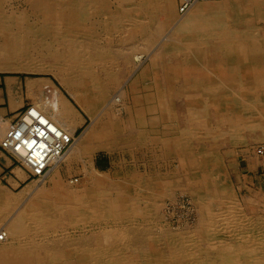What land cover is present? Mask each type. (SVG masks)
<instances>
[{
    "label": "bare ground",
    "instance_id": "bare-ground-1",
    "mask_svg": "<svg viewBox=\"0 0 264 264\" xmlns=\"http://www.w3.org/2000/svg\"><path fill=\"white\" fill-rule=\"evenodd\" d=\"M26 1L38 17L39 27L30 26L32 33L39 39L43 36L40 55L30 51V46L6 47L0 51V70L11 65L37 67L55 73L74 92L72 85L85 77V93L78 95L81 99L95 96L92 102L85 101L94 120L78 137L42 104L29 105L73 141L38 177L30 174L18 154L5 151L27 171L20 168L18 175H28L32 181L17 193L0 185V264H264V214L247 212L251 201L243 203L235 194L225 164L226 157L233 162L232 153H221L218 148L219 141L242 144L246 154L264 156V142L249 144L264 139V0H181L180 16L169 8L173 0H115V6L114 0ZM165 11L169 17L159 21ZM100 12L107 14L102 21ZM5 13L0 0V23L21 27L27 20ZM167 23H173L172 35L163 36L155 45ZM98 28L106 38H119L113 53L101 48L100 35L94 31ZM150 45L152 49H142ZM131 54L138 62L149 59L143 71L155 75L157 95L149 100L153 105L148 108L157 114L148 118L149 124L146 121L150 127L146 133L137 127L145 123V116L130 118L125 125L110 113L98 116L111 104L121 103L125 95L119 90L105 103L104 89L93 81L96 72L92 68L99 62L97 75L112 74L113 69L107 71L101 62L113 61L122 75L137 67L129 62ZM51 87L55 92L46 98L48 106L60 110L62 93ZM13 119H0V141ZM160 126L162 133H156ZM125 131L135 143L159 144L162 159L179 161L175 170L170 174L135 172L117 187L118 198L112 196L110 187L97 182L85 184L80 192L64 183L63 162H82L87 175L94 150L109 149L116 133L123 140ZM170 189L188 196L190 207L185 212L192 219L177 217V197L163 199ZM262 197L256 201L264 208ZM157 206L159 220L165 221L160 227L156 220L148 225ZM169 214L178 221L167 222ZM140 216L141 228L152 235L137 230L140 226L126 230L120 223ZM109 220L115 224L109 225ZM62 221L65 237L58 240L52 232L59 231ZM104 221L105 226L86 231L92 223ZM76 229L83 233L75 235ZM49 233L54 239H44Z\"/></svg>",
    "mask_w": 264,
    "mask_h": 264
},
{
    "label": "rangeland",
    "instance_id": "rangeland-1",
    "mask_svg": "<svg viewBox=\"0 0 264 264\" xmlns=\"http://www.w3.org/2000/svg\"><path fill=\"white\" fill-rule=\"evenodd\" d=\"M112 3H113L112 6H115L116 4L115 0ZM197 3H204V0H199V2ZM180 4H181V0H173V2H171L169 5V8L170 6H172L171 12H174V14H177L178 16L181 15L179 11ZM3 5L6 11L5 14L23 15L24 18H26L27 20H24V23L21 27L18 25H11V24L7 25L4 23H0V51H4L6 47H8V49L10 48L20 49L23 47L30 46L31 49L30 51H33L36 54V56L40 55L39 53L42 48L43 36L41 39H39L37 38L38 36L35 37L32 33L34 31V28H31L32 25L36 24L39 27V23L35 22L38 21V17L34 14V11L30 7L28 2L26 0H3ZM100 13H99L100 15H98V18L100 19V21H102L101 19L107 17V14H105L104 12H100ZM167 17H169V13L165 11L159 17L160 18L159 21L167 19ZM172 25L173 23L172 24L167 23L166 28H161L163 30H160L161 32L160 35H157L155 33L153 34V36L156 35L158 36L155 41V45L159 44L163 36H168L169 34L170 36L172 35V29H171ZM98 29L97 31L96 30L94 31L100 35L98 42H101V48L104 47L113 53L117 47V44H119V38L115 35H111L110 37L106 38L103 35L104 34L103 30L101 28ZM36 31H40V30L37 28ZM41 32L43 31L41 30ZM140 42L144 43L145 41L141 40ZM152 48L153 47L150 45V47L143 46L142 49L150 50ZM106 57L108 61L109 56ZM130 61L134 66L136 65L137 67L136 68L134 67L135 70L133 69L131 71H126L122 75L117 74L116 72L117 70L115 68L116 65L114 64L113 61L112 63L101 62L102 65L106 66L107 71L113 69L112 74H109L107 72L97 75L99 70H101V66L99 65V62L98 64L94 65V67L92 68V70L96 72V74H94L96 77L93 78V81L95 83L98 82V85L102 86V88L104 89V97H106V99L104 100L105 103L106 102L109 103L110 98L116 95V93L119 90H122L125 95L123 96L124 98L122 97L121 103L111 104L105 112L102 111L101 113L99 112L98 116L104 117L107 113H110L113 118L119 120V123L123 125H125V123L128 124L130 118L145 116L144 119L145 123H141L140 125L138 123H135V125L136 126L139 125L137 127L141 131H144L146 133V131L148 132L150 129L148 125H145L146 121L148 123V118H151L152 115L157 114L156 112L152 113L148 108L149 104L150 106L151 104L153 105V103H150L149 100H154L155 99L154 96L156 97L157 95V93L155 94V92L157 91L156 83H155V75L153 74L152 71H146V72L143 71L149 65L150 62L149 59H146L143 62H138L134 59V54H133L132 60L130 59L129 62ZM24 67L25 69H16V65H11L8 66V68L0 70V74L6 76L19 75L25 77H43V76L48 77L50 80H52L51 84L52 85L54 84V87H56L60 92L65 93L66 96L72 101V103L88 118L86 127H84L77 134L78 137L82 135L84 131L87 129V127L94 120V118L90 115L88 106L86 105L85 101L92 102L93 99H95V96L87 95L85 96L84 99H81L80 96L78 95V92L85 93L86 82H87L86 78L84 77V79H79L80 82L78 83L75 81L76 84L72 85L74 86L72 87L75 90L74 92L71 91L69 89V86L65 82H62L55 73L50 71H43L37 67L29 68L28 66L25 65ZM114 77L117 78V80H114ZM130 127L133 129V126ZM162 130L163 127L160 126L158 132L156 133H162ZM126 131L124 133L127 135L126 136L124 135L123 140H121L122 136L119 137V134L116 133L117 137L115 140H113L114 142L112 146L109 147V149L100 148L94 150V153L91 156L90 172L87 175L84 172H82L81 169L83 166L82 162L80 161H76V163L72 162L71 165L67 164V162H63L64 164H62L60 169L62 175L61 178L63 179L64 183L66 181V184L76 189L75 191L80 192V190L82 191L81 188H83L85 184H90L91 182H97L98 185L100 186L105 185L106 187H110L112 189L110 190L112 196L118 198L120 192L118 193L117 187L122 182L126 181L128 177L131 174H134L135 172H140V173L159 172L161 174L168 172V174H170L175 170L176 165L179 164V161L173 157L169 159H162L160 155L159 144L150 145L151 144L150 142L148 143L143 141L141 143H135L133 141V137L132 136L130 137L129 136L130 134L128 135L129 132ZM259 142H264V139L252 141L249 144L254 145ZM222 143L223 141L218 142L219 151L221 153L222 152L232 153L231 154L232 156L230 157L233 158V162L231 161L229 163L230 158L226 157L225 164L229 167L228 170H229L230 178L233 182L235 194L240 198L241 201L243 200V203L246 200L251 201L252 206L249 205L247 210L249 214L253 216L264 214L263 213L264 208L261 207L262 205L258 206L256 201L257 196L261 197L262 194L264 195V156H257V155L255 156L253 153L246 154L247 152V151L245 152L246 146L242 144L233 146L229 143L226 144H222ZM245 155L248 156L246 159H245L246 157ZM96 161L99 162V166L97 165ZM71 178H78V182L76 183L70 182ZM31 181L32 180H28L21 186L11 190L17 193ZM180 193L181 190L170 189L168 190V193L163 199L165 198L167 199L168 197H172V196H174L175 198L177 197L176 198V201L178 202L177 217H180L183 220L192 219L191 215L185 212V208L190 207L188 196L183 197L182 195H180ZM262 199L264 200L263 197ZM159 209H160L159 206H157L156 209L153 211L151 217L149 218L148 225H152L154 220H156L155 221L156 226L159 227L163 226V222L165 221L159 220L160 218L158 216ZM177 217L172 218L169 214L167 222L168 221L177 222L178 221ZM109 221H110L108 223L109 225L115 224L114 223L115 221L113 220H109ZM63 222L64 221L58 223L59 224L57 225L59 230L58 232L51 231L53 234L54 233L58 234L55 236V238L58 240L65 237L64 233L66 232V229L64 228L65 226ZM141 222H142V217L140 216L136 218V220H131L127 218L124 221H121L120 223L124 229L132 230L134 227L137 228L140 226L141 228L143 225V223ZM92 224L95 225L93 226ZM92 224L89 226V228H87L86 231L92 232L94 227H96V229H99L100 227L105 226L107 222L105 221L101 222L100 225L96 223H92ZM140 228L137 230L141 232L146 231L149 235L153 234L152 231H148L143 228L141 229ZM164 230L171 232L168 229H164ZM78 232L83 233V231H81L80 229L79 230L76 229L74 232L75 235H77ZM127 233L129 232L127 231ZM161 233L164 232L161 231ZM53 236L54 235H50L49 233V236L46 235L43 237H45L44 239H52V238L54 239Z\"/></svg>",
    "mask_w": 264,
    "mask_h": 264
},
{
    "label": "crops",
    "instance_id": "crops-1",
    "mask_svg": "<svg viewBox=\"0 0 264 264\" xmlns=\"http://www.w3.org/2000/svg\"><path fill=\"white\" fill-rule=\"evenodd\" d=\"M51 83L52 80L44 76L38 78L19 75L6 76L0 74V119H13L19 111L24 110L29 105L40 103L42 104V107L44 106V110H47V113H50V115L52 116H55L57 114V116L55 117L59 121L62 120L60 121L61 124L63 125L64 123L63 126H65V128H69L74 135H77L84 127H86L88 118L72 103V101L63 92H61L63 98H59L60 100L62 99L64 105L62 109L55 110V108L48 106L47 99L49 100V98L52 96L51 94L55 92L51 87ZM52 86H54V84ZM46 107H48V109ZM73 122L74 124H72ZM96 163L99 166V162L96 161ZM20 168L25 173H27L25 168L23 166L21 167L17 165L12 157L8 153H6L0 146V185L8 187L9 189H15L28 181V175L27 178H23L22 176L18 175L21 174Z\"/></svg>",
    "mask_w": 264,
    "mask_h": 264
},
{
    "label": "built area",
    "instance_id": "built-area-1",
    "mask_svg": "<svg viewBox=\"0 0 264 264\" xmlns=\"http://www.w3.org/2000/svg\"><path fill=\"white\" fill-rule=\"evenodd\" d=\"M25 110L27 113L23 115L26 116L18 115L6 126L0 146L6 152L18 154L30 174L38 177L66 153L73 140L45 115L34 112L31 106Z\"/></svg>",
    "mask_w": 264,
    "mask_h": 264
}]
</instances>
